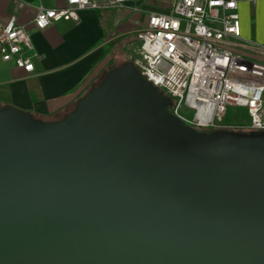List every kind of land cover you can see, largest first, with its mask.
<instances>
[{
    "label": "water",
    "instance_id": "95a60500",
    "mask_svg": "<svg viewBox=\"0 0 264 264\" xmlns=\"http://www.w3.org/2000/svg\"><path fill=\"white\" fill-rule=\"evenodd\" d=\"M172 104L128 61L64 119L0 108V264H264V131Z\"/></svg>",
    "mask_w": 264,
    "mask_h": 264
},
{
    "label": "built area",
    "instance_id": "2783aa9c",
    "mask_svg": "<svg viewBox=\"0 0 264 264\" xmlns=\"http://www.w3.org/2000/svg\"><path fill=\"white\" fill-rule=\"evenodd\" d=\"M136 0H66L59 8L40 6L33 24L45 29L78 20L84 9H133ZM136 31L133 64L171 97V113L199 129L264 131V43L243 35L238 0H163ZM30 33L15 18H0V59L33 72ZM244 109L247 120L227 122Z\"/></svg>",
    "mask_w": 264,
    "mask_h": 264
},
{
    "label": "crops",
    "instance_id": "0c3cea01",
    "mask_svg": "<svg viewBox=\"0 0 264 264\" xmlns=\"http://www.w3.org/2000/svg\"><path fill=\"white\" fill-rule=\"evenodd\" d=\"M238 1L243 35L264 42V0ZM65 5L66 0H0V18H15L28 29L34 64L28 72L14 60L0 59V108L12 106L45 121L64 119L100 78L104 46L114 39H124L129 46L150 12L169 7L163 0H136L140 12L89 8L79 11L78 20H62L45 29L34 26L38 7Z\"/></svg>",
    "mask_w": 264,
    "mask_h": 264
},
{
    "label": "rangeland",
    "instance_id": "374dc122",
    "mask_svg": "<svg viewBox=\"0 0 264 264\" xmlns=\"http://www.w3.org/2000/svg\"><path fill=\"white\" fill-rule=\"evenodd\" d=\"M131 41V43H129V46H124V39H114L111 44L105 45L104 49H103V54H102V73H104L106 70H108V68L110 66H113L115 64H118L119 66L122 65L125 62L130 61L132 58L134 60V57L137 54V50L138 47L140 46V42L137 39H129ZM259 42H262L260 39H257ZM124 53V58L120 57L121 55V51ZM120 51V52H119ZM115 55H117V57L115 58ZM120 55V56H119ZM113 62H115L113 64ZM132 62V61H131ZM113 64V65H112ZM99 80V79H98ZM95 83L92 84V86ZM92 86L88 89L90 90L92 88ZM87 90V91H88ZM90 92V91H89ZM238 113H235V115L232 117V121L234 124H241L246 122L247 120V115L245 113L244 109H239L237 110ZM208 130H211L209 128H205Z\"/></svg>",
    "mask_w": 264,
    "mask_h": 264
},
{
    "label": "trees",
    "instance_id": "16d2710c",
    "mask_svg": "<svg viewBox=\"0 0 264 264\" xmlns=\"http://www.w3.org/2000/svg\"><path fill=\"white\" fill-rule=\"evenodd\" d=\"M120 52V51H119ZM121 53V55L122 56H120V57H123L124 58V53L123 52H120ZM117 57V55H115V58ZM130 61H132L133 62V58L130 60ZM115 62H113V64H114ZM112 64V65H113ZM117 66H119L118 64H115V65H113V66H110L109 68H108V70H106L104 73H102L101 74V76H100V78H98L94 83V85L92 86V88L90 89V90H88L83 96H82V98H84L88 93H89V91H91L95 86H97L102 80H103V78H104V76L106 75V73L110 70V69H112V68H114V67H117ZM81 98V99H82ZM35 118H38V117H36V116H34ZM226 121L227 122H230V121H232V116L231 115H229L228 117H227V119H226ZM236 130H242V131H248L247 129H236Z\"/></svg>",
    "mask_w": 264,
    "mask_h": 264
},
{
    "label": "flooded vegetation",
    "instance_id": "af4514ba",
    "mask_svg": "<svg viewBox=\"0 0 264 264\" xmlns=\"http://www.w3.org/2000/svg\"><path fill=\"white\" fill-rule=\"evenodd\" d=\"M169 110H170V108H169ZM171 112V111H170Z\"/></svg>",
    "mask_w": 264,
    "mask_h": 264
}]
</instances>
